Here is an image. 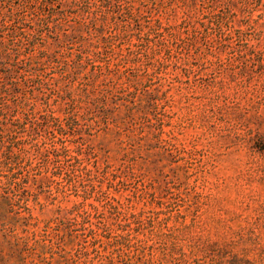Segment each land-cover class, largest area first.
<instances>
[{
  "label": "rangeland",
  "instance_id": "374dc122",
  "mask_svg": "<svg viewBox=\"0 0 264 264\" xmlns=\"http://www.w3.org/2000/svg\"><path fill=\"white\" fill-rule=\"evenodd\" d=\"M129 1L137 20L114 8L99 21L104 56L84 69L43 35L40 49L62 52L47 72L57 92L80 100V83L94 81L77 109L81 126L64 140L93 149L97 164L82 157L95 188L71 184L27 142L23 200L0 208V264H264V0ZM211 13L223 16L220 27L209 24ZM81 32L87 36L82 25ZM23 90L25 111L38 120L65 117L66 101ZM103 96L93 119L83 120ZM32 134L42 145L45 133ZM78 205L96 209V241L85 231L84 244L80 226L68 227ZM121 234L127 240L114 246Z\"/></svg>",
  "mask_w": 264,
  "mask_h": 264
},
{
  "label": "trees",
  "instance_id": "16d2710c",
  "mask_svg": "<svg viewBox=\"0 0 264 264\" xmlns=\"http://www.w3.org/2000/svg\"><path fill=\"white\" fill-rule=\"evenodd\" d=\"M58 5L61 8L58 9ZM114 8L117 9L118 14L123 13L130 19L137 20L134 5L129 0H0V208L4 211L7 207L14 210L23 200L22 192L25 190L27 178L25 170L31 165V163L23 165L28 152L24 148L27 142L33 144L32 148L36 149L37 154L42 150L46 151L41 157L43 163L52 164L55 171L65 170L71 184L78 183L86 190L88 187L91 191L94 190L95 187L91 185L94 181L93 172L87 168L82 157L88 155V159L92 158L97 164V156L94 153H88L93 149L86 151L85 144L78 143L76 139L69 141L76 143V148L71 149L64 140L65 136L72 134L71 130L74 131L81 126L77 109L80 106L79 103L83 102V98L91 99L88 89L90 86L93 87L94 81L88 79L80 83L82 93L80 100L73 98L66 89L57 92L50 82L51 79H47V72L51 66L61 63L58 55L62 52L58 49L55 54H48L45 49L40 48L44 40L43 35L47 33L52 34L51 37L57 42L58 47L66 49L61 57L76 55V60L71 63L81 69L85 68V64L94 62L92 57L103 59L104 53L97 40L101 32L97 23L105 22L109 12H112ZM74 16L77 17L79 25L73 27L70 19ZM209 19V24L220 27L223 16L211 13ZM81 25L85 28L87 36L81 32ZM144 39L149 43V38H140L139 41L143 43ZM87 40L90 41L86 48L82 49L81 45L76 49L73 47L75 43ZM133 46L139 47L140 44L134 43ZM113 49L110 47L108 52L113 53ZM36 52L38 54L34 56ZM141 59L138 52L133 60L137 62ZM123 61L126 62L127 59ZM64 64L69 63L65 60ZM143 74H147V70ZM100 76L104 74L100 73ZM25 86L34 89L33 91L37 90L42 97L46 95V91H49L60 100L66 101L65 117L60 118L52 112H47L40 115V121L36 117L37 114L25 111L31 104L23 90ZM49 98H45L46 105H49ZM104 98L105 96L93 100L91 105L94 108H89L82 119L86 121L93 119L94 109L104 101ZM150 98L152 101V94ZM19 113L26 115L23 121L18 117ZM37 130L45 133L42 145H39L33 137L32 132ZM25 133H28V137L32 136L29 141L19 137L20 134ZM111 206L116 219H120L123 213L117 207ZM95 213H97L96 209ZM95 213L84 209L82 205L75 206L72 211L75 217L73 222H69L68 227L80 226L79 231L82 232L80 236H84V244L91 243V240L87 239L88 236L84 234L85 231H88L96 241L97 230L91 223ZM18 214L20 216L22 213ZM78 218L81 220L78 221ZM129 220L125 215L118 226L125 230L129 227ZM126 240L127 235H117L113 245H122ZM86 248L87 246L83 249Z\"/></svg>",
  "mask_w": 264,
  "mask_h": 264
}]
</instances>
